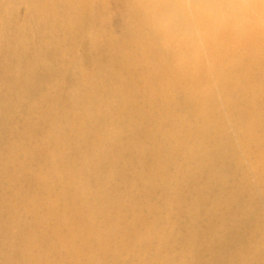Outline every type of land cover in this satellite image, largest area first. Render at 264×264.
Instances as JSON below:
<instances>
[{
  "label": "bare ground",
  "instance_id": "obj_1",
  "mask_svg": "<svg viewBox=\"0 0 264 264\" xmlns=\"http://www.w3.org/2000/svg\"><path fill=\"white\" fill-rule=\"evenodd\" d=\"M0 264H264V0H0Z\"/></svg>",
  "mask_w": 264,
  "mask_h": 264
}]
</instances>
